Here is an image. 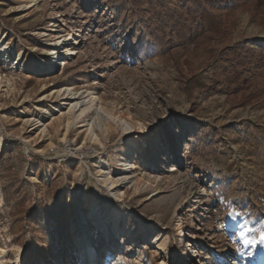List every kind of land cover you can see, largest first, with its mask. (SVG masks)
I'll return each mask as SVG.
<instances>
[{
	"label": "rangeland",
	"instance_id": "1",
	"mask_svg": "<svg viewBox=\"0 0 264 264\" xmlns=\"http://www.w3.org/2000/svg\"><path fill=\"white\" fill-rule=\"evenodd\" d=\"M0 46V264H83L94 210L111 264H264V0H0Z\"/></svg>",
	"mask_w": 264,
	"mask_h": 264
},
{
	"label": "bare ground",
	"instance_id": "2",
	"mask_svg": "<svg viewBox=\"0 0 264 264\" xmlns=\"http://www.w3.org/2000/svg\"><path fill=\"white\" fill-rule=\"evenodd\" d=\"M61 45V42H57L55 46L52 49L51 55H54L51 60L47 59V64L41 66V74L47 75L53 72H56L58 68L62 64V57L57 54V49H59V46ZM9 50H6L5 47L0 46V52L3 54H7ZM5 52V53H4ZM50 55V56H51ZM9 56H6V61H8L10 64H15L14 62L12 63L11 60L9 59ZM18 60L16 61V64L21 65V69H35L37 68V63L39 60H35L34 62H25L22 61L19 57L15 58ZM58 64V65H57ZM58 66V68H57ZM63 94L67 96V99L71 100V110H73L75 113H79V117H81L87 110H89L92 106L91 103L87 104L88 106L85 107L84 109L82 108V102L84 99H80V96H78L76 93H74V90L72 88H66L63 89ZM69 103V102H68ZM56 109H60L63 106V103H59L56 105ZM127 128H132L130 124H127ZM128 167L127 169H121L122 171H126L128 169L134 170L135 166L133 162L127 163ZM120 214H111V213H106L101 214L99 211L94 210L92 212V217L95 219L96 223L98 224V228L100 229V232L103 234V239L101 240H96L93 239L92 235L89 234L87 237H84L80 239V246L83 249V264H111V260L114 258L115 253L114 251L117 248V245H112V241L109 239L110 233H107V226L106 223L107 221L112 218V217H119ZM157 227L154 225L147 226L145 224H141V230L145 232V234L148 236L147 242L148 246L147 247H155L158 248L159 250V255H163V250L166 245L163 244H158L154 239L150 238L149 235H151L154 230H156ZM158 230V229H157ZM116 236L121 237L123 239L125 238H130L131 234L130 231H127L125 229L118 230L116 232ZM91 244H95V246L91 247ZM120 249V248H119ZM171 264H177L174 261H170Z\"/></svg>",
	"mask_w": 264,
	"mask_h": 264
},
{
	"label": "snow or ice",
	"instance_id": "3",
	"mask_svg": "<svg viewBox=\"0 0 264 264\" xmlns=\"http://www.w3.org/2000/svg\"><path fill=\"white\" fill-rule=\"evenodd\" d=\"M139 131L143 134L141 137L138 138L136 142V147L138 150L145 149L148 147V144L141 143V141H149V138L152 137L153 139L149 142L150 145L153 148H161L163 145V140L160 136H155L154 137V132L155 129L152 128L150 125L149 127L145 128L141 126ZM186 140H188L187 137H185ZM188 143L191 144L193 141L188 140ZM117 200H122L123 199V194L119 197H116ZM255 229H249V228H244L243 231L239 233V243L241 245L240 248L236 249L235 252L238 253L239 257L241 259H246V258H252L255 255V249H257V246H264V231L259 232V237L257 238L256 235H247V233H253L255 232ZM163 264V261L161 262Z\"/></svg>",
	"mask_w": 264,
	"mask_h": 264
}]
</instances>
